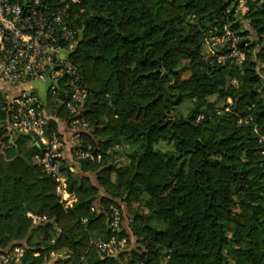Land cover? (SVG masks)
I'll use <instances>...</instances> for the list:
<instances>
[{
    "label": "trees",
    "instance_id": "obj_1",
    "mask_svg": "<svg viewBox=\"0 0 264 264\" xmlns=\"http://www.w3.org/2000/svg\"><path fill=\"white\" fill-rule=\"evenodd\" d=\"M244 1V13L240 0L68 1L70 60L89 94L77 115L48 101L47 131L83 120L73 146L95 160L61 159L78 197L66 209L38 162L45 147L10 132L0 94V254L24 248L10 264H264V0ZM224 27L242 65L207 51ZM131 237V252L98 247Z\"/></svg>",
    "mask_w": 264,
    "mask_h": 264
},
{
    "label": "built area",
    "instance_id": "obj_2",
    "mask_svg": "<svg viewBox=\"0 0 264 264\" xmlns=\"http://www.w3.org/2000/svg\"><path fill=\"white\" fill-rule=\"evenodd\" d=\"M68 1L59 0V4L65 5L56 10H49L47 5H41L42 0H24V4L20 0H0V81L25 87L17 97L8 98L1 110L10 112L11 133L32 134L45 147V154L38 162L55 178L56 191L66 209L71 208L78 199L77 195L69 190L66 175L61 168V159L66 158V143L60 136L48 134L49 104L45 106L38 94L28 92L32 90L33 83L50 79L53 84L49 89L48 98H51L55 105L65 103L66 108L75 115L89 94L86 88L79 85V72L70 60L76 32L65 21ZM26 4L29 7L25 9ZM228 40H231L230 52L227 56H219V59L230 58L239 65L241 63L238 58L243 53L236 47V38L228 27H224L222 35L207 40V48L214 54L216 46H225ZM87 126V123L76 116L70 122L74 146L79 145L80 133L87 129ZM73 151L72 158L76 161H94L95 157L89 152L75 148ZM70 164L68 160V165ZM29 216L34 225L46 220L45 216ZM119 222L120 213L114 209L111 223L117 228ZM123 241L125 240L118 242L113 239L99 247L105 255H113L115 249H121ZM23 254L24 248L16 247L9 253L0 254V263H19Z\"/></svg>",
    "mask_w": 264,
    "mask_h": 264
},
{
    "label": "rangeland",
    "instance_id": "obj_3",
    "mask_svg": "<svg viewBox=\"0 0 264 264\" xmlns=\"http://www.w3.org/2000/svg\"><path fill=\"white\" fill-rule=\"evenodd\" d=\"M76 2H78V0H76ZM244 0H240V4L238 5V7H237V10H240L241 12H243L244 13V11H246V8H245V6H244ZM231 40H228V42H226V44H225V46H222V48H224V47H226L227 49H229V47H230V45L229 44H231V42H230ZM216 47H218V46H216ZM216 49V50H215ZM214 49V54H211V52L209 51V49L207 48V51H208V53H209V55L210 56H218V54H217V48H215ZM243 53V55H241L238 59H239V63H241V64H239V65H242V63H243V61L245 60V53L244 52H242ZM218 59H219V56H218ZM219 61H223V59H219ZM238 65V66H239ZM188 73H184L183 74V78H187L188 77ZM1 82V81H0ZM2 83V82H1ZM234 84H237L236 82H233ZM48 101H49V103H50V112H51V114L53 115V114H55V112L57 111V106L58 105H55V103L53 102V100L51 99V98H48ZM228 103H232V101L231 100H228ZM192 107V104L190 103V102H186L185 104H183V106H182V110L184 111V113L185 114H187L189 111H190V108ZM161 149H166V148H169L170 147V145H168V144H164V143H161L160 144V146H159ZM98 159H99V157H98ZM94 160H95V158H94ZM91 180L93 181V183H95V184H97V179H96V176L95 175H91ZM78 198V197H77ZM76 201H78V199H76ZM111 226L113 227V225H112V223H111ZM125 241H123V243L120 245L121 246V249L119 248H117V249H115L114 251H113V255H105V256H107V257H109V256H116L117 254H118V252H120L121 250H123V251H127V252H131L132 250H134L135 248H137V245H136V239L135 238H133V237H131V239H130V242H129V244H127V240L126 239H124ZM102 243H98V247L101 245ZM23 248V247H22ZM99 249H100V247H99ZM117 250V251H116ZM100 251H101V249H100ZM102 252V251H101ZM103 253V252H102ZM61 255H59V254H56V253H52V257L53 258H56V259H58L59 257H60ZM0 264H2V263H0ZM206 264H211L210 263V260H208L207 261V263Z\"/></svg>",
    "mask_w": 264,
    "mask_h": 264
},
{
    "label": "crops",
    "instance_id": "obj_4",
    "mask_svg": "<svg viewBox=\"0 0 264 264\" xmlns=\"http://www.w3.org/2000/svg\"><path fill=\"white\" fill-rule=\"evenodd\" d=\"M1 82H0V94L2 95L5 101L10 97H17L20 94V92H22V90L25 89V87L23 86H12L9 83L3 82V81ZM53 133L58 136H61L60 138L65 140V143H66L65 156L67 159H69V161H71L72 160L71 152H72L73 144H74V137H73L72 129L69 127L67 123H64L60 120L58 121L57 130L51 132V134Z\"/></svg>",
    "mask_w": 264,
    "mask_h": 264
},
{
    "label": "water",
    "instance_id": "obj_5",
    "mask_svg": "<svg viewBox=\"0 0 264 264\" xmlns=\"http://www.w3.org/2000/svg\"><path fill=\"white\" fill-rule=\"evenodd\" d=\"M92 17H88L87 20L91 19ZM83 32V30H82ZM79 43H76V46H78ZM69 57V55H67ZM52 80L47 79L46 81L42 82V83H33V87L32 90L28 92V94H31L32 92L36 93L39 95L42 103L47 106L48 103V92L49 89L52 85ZM55 84L57 85L58 82H55Z\"/></svg>",
    "mask_w": 264,
    "mask_h": 264
}]
</instances>
